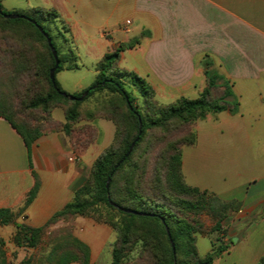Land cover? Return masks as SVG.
<instances>
[{
	"label": "crops",
	"instance_id": "crops-1",
	"mask_svg": "<svg viewBox=\"0 0 264 264\" xmlns=\"http://www.w3.org/2000/svg\"><path fill=\"white\" fill-rule=\"evenodd\" d=\"M43 4L38 7L57 11L71 43L88 59L78 54L77 68L62 71H81L89 64L95 78L97 62L122 45L120 66L144 78L156 97L172 102L199 96L205 86L201 62L208 55L231 83L237 106L233 113L228 109L202 121L211 123L213 142H225L233 151L225 158L242 162L235 176L248 177L219 188L211 180L190 182L191 169L185 171L182 154L181 172L187 185L241 205L234 221L225 224L227 237L236 241L213 264H257L264 255V0H44ZM136 39L139 42L128 47ZM83 89L77 84L72 92ZM99 126L101 139L109 142L113 128ZM223 128L225 140L219 139ZM73 144L63 132L45 133L31 145L28 160L20 135L0 117V209L17 213L34 184V173L38 190L22 218L31 227L44 225L85 180L89 152L78 151ZM77 152L79 160H69ZM201 157L217 161L223 156ZM200 176L207 177H196ZM196 248L200 256L207 254L210 236L198 235Z\"/></svg>",
	"mask_w": 264,
	"mask_h": 264
},
{
	"label": "trees",
	"instance_id": "trees-1",
	"mask_svg": "<svg viewBox=\"0 0 264 264\" xmlns=\"http://www.w3.org/2000/svg\"><path fill=\"white\" fill-rule=\"evenodd\" d=\"M0 9L4 14L22 15L34 21L35 24L22 18L5 19L0 14L3 21L24 24L32 28L36 36L43 42L46 40L37 26L48 35L59 62L54 76L59 71L77 68L74 58L61 57L43 23V21L49 22L58 19L55 9L32 7L29 9L32 10L31 13L28 10L6 12L1 8V5ZM50 10L52 12H49ZM138 42V39L129 42L128 47L131 48ZM47 50L49 65L45 69V77L48 91L36 97L31 102V107L41 108L43 112H47L52 105L71 102V106L65 110L66 123L62 126L61 131L70 136L71 125L78 120L80 115L77 109L79 102L95 94L105 93L108 96L107 104L112 113V116L106 119L110 120L115 127L114 138L117 145L109 146L97 157L93 164L91 180H87L77 188L72 199L40 227H31L26 223L15 221V218L25 211L36 196L38 181L32 173L34 184L29 190L23 206L17 213L1 208L0 226L13 225L15 244L19 247L33 248L37 245L47 224L66 216H86L90 213H98L97 220L109 224L118 234L117 244L111 253V264H123L128 249L134 243L140 244V256L144 255L149 258L152 264H213L214 260L221 257L232 245V239L226 235V210L232 207L233 210L238 211L241 207L240 203L231 200L229 204H223L215 194L187 185L181 172L182 153L174 145L170 146L172 154L168 155L167 161L155 165L154 178L148 181L150 184L148 192L141 187V177L137 174L139 167L131 163V159L148 130L167 129L171 123L189 125L205 119L208 115L228 109L233 113L237 101L232 93L231 83L217 71L208 55H205L201 62L205 86L199 96L194 99L180 97L173 103L161 106L156 102L154 91L144 78L132 71L119 68L120 52L123 50V46L120 45L113 51L104 54L97 62L96 75L91 85L72 94L78 98L87 92L85 97L82 100L69 101L66 96L62 95L69 94L59 87L56 79L53 83L49 79V70L54 65V59L48 46ZM124 78L130 81L142 99L141 107L136 104V98L126 90ZM218 89L221 91L220 96L214 99L212 93ZM122 106L124 111L121 110L118 113L116 109L120 110ZM1 108L0 105V117L6 120L20 135L27 149L29 160L31 145L41 136V132L25 124H16L9 115L4 114ZM133 142L132 149L127 154ZM195 143L196 134L190 132L182 145L193 146ZM159 159L161 158L159 157ZM159 200L163 201L160 205L156 203ZM149 204L151 207H156L157 210H146L143 207ZM99 207L115 211L117 219L109 216L102 217L98 211ZM117 207L145 215L125 213ZM159 209L163 212H159ZM205 211L211 213L210 227L207 230L197 220L185 217L186 214L196 216ZM198 235L210 236L211 250L204 256H200L196 248ZM71 244L76 248V252L67 250L59 255L53 250L50 252V260L55 257L52 264L75 262L88 264V247L76 238H71ZM0 264H7L2 253H0ZM257 264H264V255L260 257Z\"/></svg>",
	"mask_w": 264,
	"mask_h": 264
},
{
	"label": "rangeland",
	"instance_id": "rangeland-1",
	"mask_svg": "<svg viewBox=\"0 0 264 264\" xmlns=\"http://www.w3.org/2000/svg\"><path fill=\"white\" fill-rule=\"evenodd\" d=\"M43 3L44 0H0L1 8L6 12H25L28 10L31 13L30 8L36 7L37 9L38 6H44ZM43 23L62 58H74L77 62V55L79 54L82 55L83 60H88L84 58L86 57L84 50L77 49L71 43V38L66 33L67 27L64 23H61L59 19L56 21L50 20L49 22L43 21ZM48 65L47 44L36 36L32 28L24 24L7 23L0 18L1 110L4 114L9 115L16 124H25L36 128L41 132V135L48 132H61L62 126L66 123L65 110L71 106V102L52 105L47 112H43L41 108L31 107V102L36 97L48 91L45 77V69ZM122 65L130 67L128 61H123ZM118 66L120 69L130 71L120 66V59ZM92 71V66L88 64L86 69L81 71H59L55 74V79L64 92L72 95L75 85L80 84L84 88L91 85L94 81ZM123 82L126 90L136 98V104L141 107L142 99L130 81L124 78ZM220 93L221 91L218 89L212 93V97L214 99L218 98ZM154 97L161 106L175 101L167 102V100L156 97L155 93ZM107 100L108 96L105 93H100L80 101L77 106L80 113L79 118L71 125L70 140L75 143L73 145L79 149L78 151L88 150L89 152L87 164L85 165L84 182L91 180L93 164L97 157L109 146L117 145L114 138L115 127L110 120L106 119L112 116ZM121 110L124 111L123 106L120 110L116 109L118 113ZM104 124L113 128L112 138L109 142L106 141V138L101 139L99 125ZM222 130L225 132L219 136V139L225 140L226 130L224 128ZM190 132L195 134L198 132L199 140L194 146L182 145ZM210 133L211 123L202 120L189 125L171 123L167 129L155 128L148 130L131 159V163L139 167L137 174L141 177V187L148 192L150 186L148 181L154 178L155 165L167 161L168 155L172 154L170 150L172 145L176 146L182 153L185 171L187 172L188 167L191 169L187 178L190 182L195 181L194 179L211 180L214 186L219 188L218 186L223 187L245 180L248 177L246 173H242L240 178L235 176L236 173L241 171L242 162H232L226 159L225 155L231 154L233 151L227 147L225 142H213L214 137ZM206 154H217L223 157L217 161H204L201 155ZM74 157L77 162L79 153H75ZM197 174H205L207 177H196ZM230 201L221 199L223 204H229ZM156 203L160 205L163 201L159 200ZM143 207L146 210H157L156 207H151L150 204ZM98 211L102 217L109 216L113 219L118 217L115 211L104 207H99ZM240 211L241 207L238 211L229 207L226 210L227 223L230 224L234 221ZM159 212L163 211L159 209ZM97 216L98 213H90L86 216L73 215L59 218L46 225L37 245L33 248L19 247L15 244L13 239L15 228L13 225L0 226V253L4 254L7 264H52L55 257L50 260V252L53 250L58 255L67 250L76 252V248L71 244V238H76L88 247V264H111V253L117 244L118 234L109 224L97 220ZM22 217V214L18 215L15 221L25 223ZM185 217L190 220H197L205 230L210 227L211 213L209 211L196 216L186 214ZM202 248V246L199 247V251ZM140 253V244L134 243L128 249L123 264H152L149 258L144 255L140 256Z\"/></svg>",
	"mask_w": 264,
	"mask_h": 264
},
{
	"label": "water",
	"instance_id": "water-1",
	"mask_svg": "<svg viewBox=\"0 0 264 264\" xmlns=\"http://www.w3.org/2000/svg\"><path fill=\"white\" fill-rule=\"evenodd\" d=\"M0 14H1L5 19H16V18H22V19H26L27 21L31 22L32 24H35L34 21H32V20H30V19H28V18H26V17H24V16H22V15H18V14H4V13H2L1 9H0ZM37 29L43 34V36H44V38H45V40H46L47 46L49 47V49H50V51H51V54H52V57H53V59H54V65H53V67L49 70V79H50V81L53 83V81H54V79H55L54 73H55V70L57 69L58 64H59V62H58V58H57V54H56V51H55V49L53 48V46H52V44H51V41H50V38L48 37V35H47L46 33H44V32L42 31V29H41L39 26H37ZM86 94H87V92H84V93H83L80 97H78V98H75V97L72 96V95H65V94H62V95H63V96H66L69 100H72V101H73V100H75V99H77V100H82V99L85 97ZM133 144H134V142H133V143L131 144V146L129 147L127 154L130 153ZM127 154H126V155H127ZM107 186H108V181L106 182V188H107ZM117 208H118L120 211H123V212H125V213H131V214H136V215H145L144 213H137V212H134V211H132V210H130V209H124V208H120V207H117ZM147 215H148V214H147ZM235 241H236L235 238H232V242H235Z\"/></svg>",
	"mask_w": 264,
	"mask_h": 264
},
{
	"label": "built area",
	"instance_id": "built-area-1",
	"mask_svg": "<svg viewBox=\"0 0 264 264\" xmlns=\"http://www.w3.org/2000/svg\"><path fill=\"white\" fill-rule=\"evenodd\" d=\"M73 159H75V157H73V158H70L69 160H73Z\"/></svg>",
	"mask_w": 264,
	"mask_h": 264
}]
</instances>
